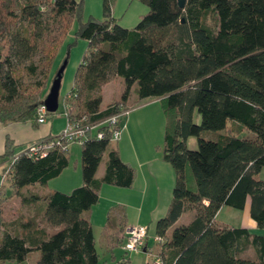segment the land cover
Returning a JSON list of instances; mask_svg holds the SVG:
<instances>
[{
  "label": "trees",
  "instance_id": "16d2710c",
  "mask_svg": "<svg viewBox=\"0 0 264 264\" xmlns=\"http://www.w3.org/2000/svg\"><path fill=\"white\" fill-rule=\"evenodd\" d=\"M139 1L146 13L124 29L111 17L112 0H102V20L83 23L75 0H0V123L35 124L56 75L48 70L58 45L77 20L74 35L87 42L69 89L77 116L91 125L128 110L130 92L136 101L157 99L164 116L156 149L174 182L166 210L154 222L161 242L148 252L159 264H264V0H184L181 9L176 0ZM115 76L124 83L120 99L100 109V89ZM98 129L106 132L102 138L87 132L79 143L81 183L67 193L27 189L61 173L67 148L39 157L21 151L3 166L0 191L6 187L9 195L2 193L0 203L16 196L24 205L42 201L43 208L7 223L0 264H20L31 252L37 253L35 264H98L88 211L102 184L129 188L135 176L110 146L109 129ZM188 137L196 148L186 147ZM12 156L6 138L0 158ZM246 201L256 233L216 225L220 207L241 211Z\"/></svg>",
  "mask_w": 264,
  "mask_h": 264
},
{
  "label": "crops",
  "instance_id": "0c3cea01",
  "mask_svg": "<svg viewBox=\"0 0 264 264\" xmlns=\"http://www.w3.org/2000/svg\"><path fill=\"white\" fill-rule=\"evenodd\" d=\"M106 84L100 89L101 97L104 95L103 89ZM129 101H131V105H128L126 117L124 116L121 120L119 135L117 139L110 140V146L117 151L122 162L134 169V180L129 188H118L102 184L98 192V201L91 206L87 217L92 229L95 248L100 243V245L106 246L108 250L111 247L112 250L119 247L122 253L124 252L121 250V242L124 240L125 229L144 227L146 229L144 248L137 253H128L130 255H128L130 264L132 262L134 264H143L144 261L148 260L146 253H149L148 251L152 252L148 248V231L154 238V222L164 214L170 201L174 174L170 164L161 158L159 150L156 149L157 146L161 145L163 139L164 116L160 106L154 103L140 104V101L135 100L132 92L127 96L124 103L126 104ZM104 107L99 106L100 109ZM64 123L63 116L62 118L56 117L54 119L52 115L49 120L46 119L45 122L40 124L35 122L34 125L30 122L0 123V156L4 151L6 138L11 143L13 155H15L20 152L22 147L33 141L44 137L56 136L63 128ZM71 143L67 146L68 165L61 173L47 181L45 185L29 186L27 188L28 191L39 195L52 190L67 193L81 183L80 145L71 148V155V151L68 149V147H71ZM4 165L5 161L0 158V179ZM103 166L104 159L102 158L95 170L94 175L96 178L101 176ZM54 179H56L57 184L53 187H48V183ZM16 198L19 207L26 209L24 215L27 218L33 216L35 209L43 208L42 201L24 205L20 204L18 197ZM225 207L227 206L220 207L214 217V222L218 227L240 228L252 233L257 232L254 221L248 216V201H246L244 208L240 211L242 216L239 225L238 220H234L232 217L235 213L230 210L232 208ZM1 210L0 216L3 220L0 219V233L3 229L8 228L7 223L4 222L3 213L5 209L1 208ZM221 212L225 214L223 217L225 219L218 221L216 217ZM16 214L19 215L18 213ZM120 228L122 232H120ZM119 237L122 238L117 245ZM112 250L110 251L111 256ZM139 254H143L144 257H139ZM247 254L252 256L251 250H248ZM112 258L114 260H110L111 263L105 264H114V261L117 263L123 259V256H120V260H115L114 256ZM36 259L37 253L31 252L26 257V260L20 264H35Z\"/></svg>",
  "mask_w": 264,
  "mask_h": 264
},
{
  "label": "rangeland",
  "instance_id": "374dc122",
  "mask_svg": "<svg viewBox=\"0 0 264 264\" xmlns=\"http://www.w3.org/2000/svg\"><path fill=\"white\" fill-rule=\"evenodd\" d=\"M76 2H80V18L79 21L81 23L85 22L88 18L95 19V20H102V15H101V3L102 0H75ZM147 11L146 7L140 3L139 0H112L111 2V17L115 20L116 24L120 26L121 28L124 29H132L135 24L138 21L139 16L145 14ZM78 22L77 20H72L70 23V26L68 28V32L66 36L64 37L63 41L58 45V48L56 50V53L54 55V58L52 60V63L50 65V68L48 70V74L51 77L56 70L62 67L61 74H60V79H59V84L57 88V96H56V109L54 111V114L52 115L53 118H62L61 111L63 110V104H62V99L64 95L69 91L71 84H72V76L75 71L76 66L78 63L81 61V57L84 54L87 46V42L84 39L75 37L74 33L76 31ZM124 87L123 80L115 76L112 79H110L109 83L104 86L103 89V97H101L100 101V107H104L107 103H109L112 100H118L120 99L122 88ZM130 95V93H129ZM154 99H144L140 101V104L147 103V104H157L160 106V103L158 100ZM131 101L127 102L124 105L128 107L130 106ZM79 104V103H78ZM77 104V106H78ZM146 104V105H147ZM128 113V112H127ZM127 115V114H126ZM125 115V117H126ZM51 115H47L46 119L49 120ZM62 120V119H61ZM193 120L195 122H198V117L194 115ZM60 121V120H59ZM59 123L58 121H56ZM185 145L189 149H194L196 148V139L194 137H188L185 140ZM71 147H68L69 151H71V148L76 146H79L78 142H72ZM25 147V146H24ZM24 147L21 148L20 151L24 149ZM72 155V151H71ZM9 160L5 161L4 167L8 166ZM5 175H3V178ZM259 177L264 180V169L261 170L259 173ZM3 182V180H2ZM56 179L52 180L50 183H48V187L50 186H55ZM4 193L5 197L9 195V190L4 187L0 191V195ZM1 208H4V222L8 223L13 220H25L27 217L24 215V212L26 209L23 207L20 208L18 205L17 198L14 196L8 197L7 199H4L3 202L0 203V213L2 212ZM227 208V207H225ZM232 212H235L234 215L232 216L234 220H238V225L241 222V212L230 209ZM18 213L19 215H17ZM225 214L222 212L218 214L216 217L218 221L223 218ZM187 215H184L181 217L179 222H183L185 220ZM0 219L3 220V218ZM227 219V218H226ZM150 230V229H149ZM147 240L149 241L148 248L151 251H155V243L153 241L152 234L150 231H148L147 235ZM96 253L98 255V264H105V263H111L110 261V251L106 246L100 245L98 243L96 245ZM147 254V259L146 262L144 261L143 264H148L149 258H150V253ZM123 256L125 262L120 263L118 261H114V264H130V259L128 257V253L124 254L120 251L119 247L114 248L112 250V256H114L115 260H120V256ZM130 256V255H129ZM139 257H144L143 254H139ZM127 261V262H126ZM3 264H14L10 262H5ZM131 264H134L133 262Z\"/></svg>",
  "mask_w": 264,
  "mask_h": 264
},
{
  "label": "built area",
  "instance_id": "2783aa9c",
  "mask_svg": "<svg viewBox=\"0 0 264 264\" xmlns=\"http://www.w3.org/2000/svg\"><path fill=\"white\" fill-rule=\"evenodd\" d=\"M73 91H68L63 99V110L61 111L64 117V126L61 131L57 134V137L48 141H33L24 147L22 151L30 157H39L44 155L48 150L53 148H59L60 150H66L67 146L71 142L81 143L88 137L87 132L90 136H94L96 139L102 138L106 132L102 129H98L99 126H106L109 129V139H117L121 127V120L127 114L128 110L126 108H120L116 113L109 115L101 122L97 124H87L85 122V116H77L76 109L74 105L70 102L74 97ZM47 110L41 103L36 109V123H43L47 117ZM21 152V151H20ZM18 154V153H17ZM13 155L9 162H12L16 155ZM3 174L1 175L0 182L3 179ZM124 241L121 245V250L124 253H137L144 248L146 229L144 227H130L124 231ZM155 243H160L159 238H154ZM148 264H159V260L150 253V258Z\"/></svg>",
  "mask_w": 264,
  "mask_h": 264
},
{
  "label": "water",
  "instance_id": "95a60500",
  "mask_svg": "<svg viewBox=\"0 0 264 264\" xmlns=\"http://www.w3.org/2000/svg\"><path fill=\"white\" fill-rule=\"evenodd\" d=\"M177 7L181 9L184 5V0H176ZM62 67L56 71L55 78L51 81L50 87L45 98L42 101L47 112H54L57 106L56 96H57V88L59 84L60 74Z\"/></svg>",
  "mask_w": 264,
  "mask_h": 264
}]
</instances>
